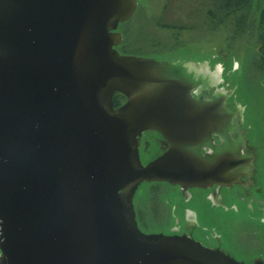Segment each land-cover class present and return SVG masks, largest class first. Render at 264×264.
<instances>
[{"label":"water","instance_id":"water-1","mask_svg":"<svg viewBox=\"0 0 264 264\" xmlns=\"http://www.w3.org/2000/svg\"><path fill=\"white\" fill-rule=\"evenodd\" d=\"M135 10L136 0H0V264H245L136 226L141 183L226 187L253 156L227 135L225 97L191 96L186 66L115 50ZM114 94L126 99L117 109ZM149 131L166 149L142 165Z\"/></svg>","mask_w":264,"mask_h":264},{"label":"rangeland","instance_id":"rangeland-1","mask_svg":"<svg viewBox=\"0 0 264 264\" xmlns=\"http://www.w3.org/2000/svg\"><path fill=\"white\" fill-rule=\"evenodd\" d=\"M219 6L218 0H136L133 16L116 28L122 40L116 50L167 64L192 62L207 63L211 69L218 67L214 80L228 93L231 108L238 111L239 131L254 157V185L249 188V196L235 186L222 189V200L231 210L223 213L220 209L214 219L226 216L231 223L241 220L244 225L239 233L248 243L256 238L264 240V225H256L264 218V207L258 205H264V68L258 57L255 29L262 4L251 0L242 11L229 15ZM241 16L244 24L237 25ZM148 144L144 148L141 143L142 165L155 158L154 146ZM205 193L193 190L191 201L186 203L173 186L140 184L133 198L138 229L143 234L167 233L172 224L182 225L184 208L196 211L199 221L200 217L205 220L209 217L203 210ZM231 233L238 234V230L232 229Z\"/></svg>","mask_w":264,"mask_h":264},{"label":"flooded vegetation","instance_id":"flooded-vegetation-1","mask_svg":"<svg viewBox=\"0 0 264 264\" xmlns=\"http://www.w3.org/2000/svg\"><path fill=\"white\" fill-rule=\"evenodd\" d=\"M120 45L121 42L115 47V50ZM117 52L121 55H126L124 53H120L119 51ZM177 64L181 66H186L190 71V74L192 75V82L195 83L191 91V96L193 98L206 99L212 94H216L219 96H223V98L224 97L226 98L223 101V106L226 108L227 112H233L232 120L231 118L229 120L230 129L227 130V135L229 136L230 139L231 138L234 139V137H238V136L242 137L243 139V133L239 131L238 128L239 113L235 109V107L231 108V105L228 104L227 102L228 93L220 89L218 86V81L215 82L214 80L215 69L216 68L218 69V67H214L211 69L207 65V63L184 62L183 64L180 63ZM218 72L219 71H217V73ZM198 82H200V84H198ZM112 101H113V109H117L125 103L126 99L121 95L114 94ZM211 139H212V145L216 146L219 144V139L216 136L211 134ZM141 143H143L144 148H147V146L149 145L148 143L153 144L154 149L156 151V154L154 156L155 158L159 156L166 149L165 141L157 133L150 131L144 132L141 134L138 141L137 150H138L139 159H140ZM206 153H209L208 149L205 150L200 149V154H206ZM242 154L253 156L251 151H249V149L247 148L246 144L244 145ZM253 159L254 157L252 158L247 170L239 171V175H240L239 179H237L235 183L230 184L226 187L212 185L207 188L183 189L165 183L169 186L175 187L177 189L178 194L181 196L182 200L186 203L191 201L193 190H198L199 192H206L202 203H203V210L206 211L209 217L205 218V220H203V218L200 217L201 221H199L196 211L192 209L184 208L182 225L180 226L179 224H177L173 226L172 224L170 227H168L167 233L164 234L161 233V234L165 236H184L186 238L192 239L193 241L199 243L201 246L205 248L219 250L224 254L228 255L229 257L233 258L234 260L238 262H243L245 264L251 263L256 259H259L262 262H264V258H262L264 252V240L260 238H256L253 239L252 241H248V243H245L241 238L243 234L239 233V231L240 232L243 231L241 229V226L244 225V223H242L241 220H239V223H235V221L234 223H231V218H226V216H223V218L214 219L215 218L214 214H218L220 209L223 211V213H228V212H224V210L225 211H228V209L231 210V206L227 207L225 202L222 200L221 197L222 189L231 190V188L235 186L238 187L241 191H243L245 195L247 196L252 195L250 193L249 188L252 185H254L253 176H252ZM150 183H164V182H150ZM138 188L139 186L135 190L133 194V198L137 193ZM227 197H231V195ZM133 198H132V208L134 211V219L136 222V213L133 206ZM258 205L260 206L261 209H263L264 205L262 202L260 203L258 202ZM258 221L259 222L256 225H260V227L264 225V218L262 222H261V218ZM136 226H137V222H136ZM232 229L238 230V234L237 233L232 234L231 233Z\"/></svg>","mask_w":264,"mask_h":264},{"label":"trees","instance_id":"trees-1","mask_svg":"<svg viewBox=\"0 0 264 264\" xmlns=\"http://www.w3.org/2000/svg\"><path fill=\"white\" fill-rule=\"evenodd\" d=\"M218 1L220 4L219 7L228 11L226 15H229L232 12L235 13L242 11L243 5L249 6V3L251 2V0H218ZM259 2L261 3L260 0ZM242 24H244V16H241L238 19V23H237V25H242ZM255 25H256L255 29L257 32V43L259 45L258 57L263 65L261 66V68L263 69L264 68V6L263 5H262V9L258 12Z\"/></svg>","mask_w":264,"mask_h":264}]
</instances>
